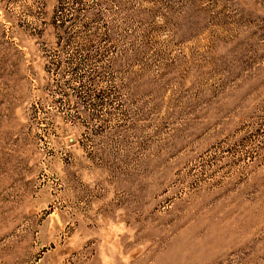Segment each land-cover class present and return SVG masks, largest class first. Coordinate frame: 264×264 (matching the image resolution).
<instances>
[{"label": "rangeland", "instance_id": "1", "mask_svg": "<svg viewBox=\"0 0 264 264\" xmlns=\"http://www.w3.org/2000/svg\"><path fill=\"white\" fill-rule=\"evenodd\" d=\"M0 264H264V0H0Z\"/></svg>", "mask_w": 264, "mask_h": 264}]
</instances>
